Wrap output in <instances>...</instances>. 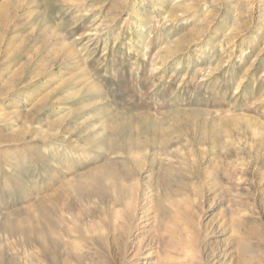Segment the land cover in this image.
Here are the masks:
<instances>
[{"label": "rangeland", "instance_id": "374dc122", "mask_svg": "<svg viewBox=\"0 0 264 264\" xmlns=\"http://www.w3.org/2000/svg\"><path fill=\"white\" fill-rule=\"evenodd\" d=\"M1 5L0 264H264V0Z\"/></svg>", "mask_w": 264, "mask_h": 264}, {"label": "bare ground", "instance_id": "6f19581e", "mask_svg": "<svg viewBox=\"0 0 264 264\" xmlns=\"http://www.w3.org/2000/svg\"><path fill=\"white\" fill-rule=\"evenodd\" d=\"M3 8H4V5H1L0 6V13L3 10ZM89 173H90L88 175L89 178H100L101 179L104 176L109 175L111 173V169L109 167L103 166V167L98 168L97 170H95V172H89Z\"/></svg>", "mask_w": 264, "mask_h": 264}]
</instances>
